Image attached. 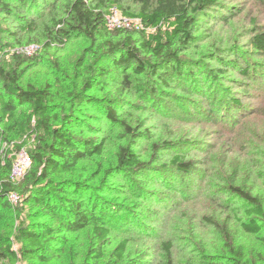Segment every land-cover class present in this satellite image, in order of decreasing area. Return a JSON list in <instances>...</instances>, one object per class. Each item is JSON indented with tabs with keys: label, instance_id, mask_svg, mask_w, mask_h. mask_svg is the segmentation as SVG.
<instances>
[{
	"label": "rangeland",
	"instance_id": "obj_1",
	"mask_svg": "<svg viewBox=\"0 0 264 264\" xmlns=\"http://www.w3.org/2000/svg\"><path fill=\"white\" fill-rule=\"evenodd\" d=\"M32 1L36 9L26 1L15 17L0 15L2 26L15 34L0 35V68L20 66L21 87L49 89L51 113L59 119L73 113L72 131L83 138L104 139L105 145L101 156L50 178L79 183L76 192L66 190L60 201L51 202L52 207L64 208L67 199H78L84 205L86 223L76 232L61 231L57 210L50 217L25 203L22 180L33 164L19 179L9 178L16 185L6 198L15 194L18 201L8 200L10 207L0 211V245L10 246L15 256L4 263L264 264V226L257 234L244 232L237 219L247 220L243 212L249 206L228 192L229 186L245 189L264 208V49L259 52L252 43L253 37L264 34V0H219L208 16L195 17L194 39L183 47L175 44L179 73L160 69L167 77L164 84L133 77L131 87L122 82L119 70L102 61L99 40L71 35L62 44L50 42L30 53V46L46 42L41 33L50 27L51 17H62L65 2L60 0L46 13L48 7ZM107 16L113 24L110 31L122 29L123 20H129L130 27L135 24L116 8ZM125 35L110 38L118 41ZM247 64L249 78L244 79L239 69ZM99 68L108 70L103 87L84 89ZM80 91L101 100V106L74 99ZM230 100L237 101L238 108ZM110 102L114 121L104 112ZM28 113V106L18 107L15 121H25ZM5 138L0 155L10 151L14 162L40 143L16 130L5 132ZM126 145L149 165L142 177L106 173L115 165L118 148ZM175 156L189 164L187 174L170 167ZM31 223H42L44 240L53 247L45 262L22 256L21 250L29 248L18 231ZM95 228L107 231L104 242ZM121 241L126 246L118 258L114 250Z\"/></svg>",
	"mask_w": 264,
	"mask_h": 264
},
{
	"label": "trees",
	"instance_id": "obj_2",
	"mask_svg": "<svg viewBox=\"0 0 264 264\" xmlns=\"http://www.w3.org/2000/svg\"><path fill=\"white\" fill-rule=\"evenodd\" d=\"M26 1L32 2L34 9L37 8V3L32 0H0V15H3L4 19L15 17L23 12L25 9L23 4ZM37 1L43 7H48L46 13H49L55 9L60 0ZM64 1L62 17L59 18L57 15L51 17L50 27H46L41 33L46 42L36 46L45 49L50 42L62 44L71 35H83L93 42L99 40L102 61L110 63L112 69L119 70L122 82L127 87H131L133 77L147 80L146 82L157 80L164 84L167 77L159 73L160 69H169L171 74L179 73L181 63L175 53V44L180 43L183 47L191 42L194 39L192 34L195 17L208 16L210 11L216 10L219 2V0ZM115 8L121 10L124 17L138 21L140 27L110 31L106 25V17L111 9ZM28 30L30 31L31 27H28ZM121 33L126 34L121 40L114 41L110 38ZM0 35L15 34L9 32L0 23ZM252 43L255 50L262 52L264 34L253 37ZM249 68L247 64L239 69L244 79L249 78ZM96 72V75H92L85 82L84 89L95 90L103 87L108 70L99 68ZM21 76L20 66L9 65L7 70L0 68V141L6 140L5 132L11 133L16 130L19 135L27 138L34 136L35 140L40 142L36 150L28 154L31 164L35 167L29 170L22 180L25 183L22 189L24 201L40 207V210L50 217L55 216L57 210L60 214L61 231L76 232L86 223L81 209L84 205H81L78 199H67L68 205L64 208L61 204L52 207L51 202L60 201L62 199L60 193L66 190L76 192L80 188L79 183L69 178L61 180L50 178L71 172L84 159L101 156L105 140L83 138L72 131V126L76 122L75 115L66 113L59 119L57 115L51 113L50 102L53 96L49 89L36 88L31 84L21 87L19 84ZM73 98L81 103L101 106V100L86 97L82 91L74 94ZM230 101L233 107L238 108L237 101ZM111 103L105 107L104 112L111 121H114V111L109 108ZM20 106L29 107V113L23 122L14 119L15 111ZM54 120L58 122L57 125L51 124ZM14 160V154L8 150L0 155V211L10 207L6 197L14 192L16 185L9 180ZM171 163L170 167L176 168L183 174L191 170L189 164L182 162L178 156L173 157ZM109 172H117V174L130 172L133 173V177H142V174L149 172V165L139 161L133 148L126 145L118 148L115 165L106 171ZM228 192L249 206L243 212L247 220L237 219L240 228L249 234L259 233L264 226V208L260 200L239 187L229 186ZM44 230L42 223H31L19 228L18 236L29 248L21 250L23 257L38 262L47 261L53 247L49 240H44ZM94 232L101 242L106 240L108 235L106 230L95 228ZM125 246L126 241H121L115 248L114 253L118 258L122 257ZM235 253L237 256L240 255L239 250ZM14 256L15 253L10 246L0 245V264H5L8 257Z\"/></svg>",
	"mask_w": 264,
	"mask_h": 264
},
{
	"label": "built area",
	"instance_id": "obj_3",
	"mask_svg": "<svg viewBox=\"0 0 264 264\" xmlns=\"http://www.w3.org/2000/svg\"><path fill=\"white\" fill-rule=\"evenodd\" d=\"M128 21L123 20L122 29H131V28L137 29L138 27H140V24H139L138 21L135 20V24L133 25V27L132 26L130 27V23ZM106 25H107L108 29L113 27V24H112V21H111V17H109V16L106 17ZM37 49H38L37 46L32 45V46H30L28 48V51L31 53V52L36 51ZM30 165H31L30 156L27 153H25V152L20 153L17 156V159H16V161L14 162V164L12 166V169H11V172H10V175H9L10 180L14 181V180H17L20 177H22L24 175L25 171L30 167ZM8 200L10 202H17L18 201V196L15 195V194L10 195Z\"/></svg>",
	"mask_w": 264,
	"mask_h": 264
}]
</instances>
